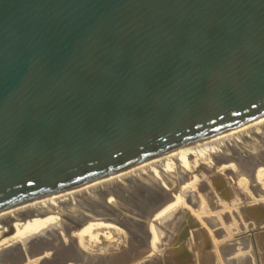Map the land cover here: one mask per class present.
Masks as SVG:
<instances>
[{
  "label": "water",
  "instance_id": "95a60500",
  "mask_svg": "<svg viewBox=\"0 0 264 264\" xmlns=\"http://www.w3.org/2000/svg\"><path fill=\"white\" fill-rule=\"evenodd\" d=\"M264 114V0H0V210Z\"/></svg>",
  "mask_w": 264,
  "mask_h": 264
},
{
  "label": "bare ground",
  "instance_id": "6f19581e",
  "mask_svg": "<svg viewBox=\"0 0 264 264\" xmlns=\"http://www.w3.org/2000/svg\"><path fill=\"white\" fill-rule=\"evenodd\" d=\"M104 229L124 245L89 249ZM213 235L238 264L254 262L238 245L264 254V114L0 210V264H192Z\"/></svg>",
  "mask_w": 264,
  "mask_h": 264
},
{
  "label": "rangeland",
  "instance_id": "374dc122",
  "mask_svg": "<svg viewBox=\"0 0 264 264\" xmlns=\"http://www.w3.org/2000/svg\"><path fill=\"white\" fill-rule=\"evenodd\" d=\"M213 238L216 240L215 245H211L210 247L204 249L194 247L193 252H191L192 264H204L199 258L200 255L205 254L209 257L210 260L206 264H238L236 256L232 255L229 258L225 256L220 247L221 239L214 235ZM84 243L89 249L108 248L117 250L119 247L121 248L124 245L123 239L121 238L119 232L106 229H104V232H96V236L93 238H89V236L86 234L84 236ZM237 250H239V252L237 253L238 257L245 253L247 256L253 258L254 262H250V264H264V254H262V251L257 249L255 246L249 245L247 247V250H245L243 245H238Z\"/></svg>",
  "mask_w": 264,
  "mask_h": 264
}]
</instances>
